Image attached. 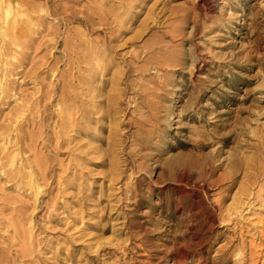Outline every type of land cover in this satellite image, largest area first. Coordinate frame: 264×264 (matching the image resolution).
I'll list each match as a JSON object with an SVG mask.
<instances>
[{
	"label": "rangeland",
	"instance_id": "1",
	"mask_svg": "<svg viewBox=\"0 0 264 264\" xmlns=\"http://www.w3.org/2000/svg\"><path fill=\"white\" fill-rule=\"evenodd\" d=\"M120 13L128 21L120 38L128 42L120 49L123 54L110 56L109 71L101 69L109 59L94 66L81 62L75 70L84 74L99 69L92 85L95 103L88 97L86 106L94 105L93 115L100 122L93 121L86 129L89 137L69 132L71 144L62 150L66 153L60 157L62 166L53 162L50 169L55 182L43 187L37 199L30 190L23 196L26 205L33 200L41 203L23 222L39 245L33 262L15 264H116L122 257L115 245L126 239L121 222L130 213L144 222L148 233L139 243L153 244L165 256L162 264H174L175 250L181 246L188 250L186 264H237V251L243 244L247 250L250 240L264 252V0H142ZM114 30L86 31L84 38L104 43ZM139 31L140 38L132 41ZM135 52L141 55L136 64L131 57ZM155 57L162 63L153 68L135 72L127 67L129 62L140 68ZM166 58L169 66H163ZM205 59L209 65L199 70L198 61ZM61 68L66 69L64 64ZM119 70L122 84L128 81L134 89L129 98H122L128 109L119 126L122 144L110 147L115 122L104 109L105 94L113 86L104 88L102 80H110ZM56 79L59 76L50 77ZM81 87L79 91L88 95V89ZM37 88L29 84L23 89L34 93ZM10 110L7 105L2 113ZM127 118L144 123H128ZM88 145L95 150L73 161ZM37 154L54 158L46 148ZM29 156L20 153L21 159ZM3 163L4 171L12 170L8 161ZM114 165L124 173L112 183L108 176L112 177ZM8 186L0 175V198L19 197ZM2 205L0 201V217L16 223L17 217L3 212ZM222 216L227 220L221 222ZM72 217L78 223L69 228ZM43 219L49 228L40 231ZM6 225H1L5 232ZM105 225L110 226L108 233L98 231ZM4 231L1 234L7 235ZM75 234L87 236L68 239ZM10 251L8 257L14 260L16 251ZM126 261L134 263L130 257Z\"/></svg>",
	"mask_w": 264,
	"mask_h": 264
},
{
	"label": "bare ground",
	"instance_id": "2",
	"mask_svg": "<svg viewBox=\"0 0 264 264\" xmlns=\"http://www.w3.org/2000/svg\"><path fill=\"white\" fill-rule=\"evenodd\" d=\"M141 1L0 0V175L6 177L8 188L13 187L19 192V197L0 198V201L3 202L2 211H9L18 219L14 223L12 220L5 222L4 217H0V264H15L18 261L33 262L32 258L37 252L35 245H39V243L33 240L32 230H28L23 222L30 210L33 214L38 211L41 203L39 200H33L32 204L26 205L22 198L23 196L27 197L26 192L30 190L33 192L32 197L37 199L38 195L43 193V187L55 182L50 169L53 162L62 166L60 157L66 154L62 150L71 144L66 137L69 132L77 130L80 136L89 137L86 129H91L90 124L93 121L100 122V119L93 115L97 114L93 111L94 105L86 106L89 103L86 100L88 97H91V101L95 103L96 99L93 97L95 89L92 85L99 69L90 68L84 74H79L75 70L81 62L94 66L100 60L109 59L110 63L101 67L102 70L109 71L108 69L113 65L110 56L113 53L118 55L120 49L128 43H122L120 40L126 34L125 26L128 22L127 16L120 13V10L123 8L129 10L134 7L135 2ZM206 7L207 9L211 8L209 5ZM75 25L80 26L81 29H74L76 32H73L72 28ZM163 25L164 23L160 21L159 26ZM111 28H117V30L110 32L104 43L99 38L95 41L84 38L86 31L98 33ZM74 33L77 37L73 35ZM140 36L141 31L137 32L131 40L134 41ZM164 36H168L166 32H164ZM256 36L257 33H254V42L258 46L259 39ZM74 38H77L76 41ZM80 47L90 53L84 54L79 49ZM146 49L152 50V45H147ZM122 54L123 52L120 53V55ZM103 55L105 56L103 57ZM131 57L136 64L137 61H140L141 55L135 52L133 55L131 54ZM167 59L164 60L163 66L170 65ZM160 63L162 61L155 57L146 60L140 67L141 69L129 62L127 67H130L131 71L139 72L143 69L153 68ZM198 63V66L202 63L199 70L209 65V61L206 59L198 61ZM63 64L66 69L62 70ZM122 74L123 71L119 70L113 74L110 80H102L104 88L110 84L113 86V89L105 94V101L108 100V104L104 109L106 117L112 118L115 122L110 127L111 134L108 142L110 147L122 144L123 135L119 126L121 117L128 110L123 108L122 98H129V91L134 89L133 84L128 81L122 84ZM56 75L59 76V79H56L55 82L50 80V77ZM29 84H33V88L38 87L34 93H28L27 89H23L25 85ZM121 85H124V88H121ZM81 86L88 89V95L79 91V89H83ZM90 94L92 95L90 96ZM127 103L131 104L130 100ZM7 105L11 110L4 115L2 112ZM127 122L138 125L144 123L143 120L131 118H127ZM27 141L29 144L26 143ZM89 145L86 151H82L79 155L75 154L73 161L77 162L81 158L80 155L87 154L88 150H95ZM39 148L41 150L50 149L54 158L38 155ZM21 152L29 153L31 156L21 159ZM4 161L10 163L11 171H4ZM74 165L77 168L79 166V164ZM97 165L103 166L101 163ZM28 169L30 171L27 172ZM123 173L124 171L120 172L114 165L113 175L108 178L112 183H115L121 179ZM77 176H79L77 179H81L82 173ZM135 187L138 188L137 184ZM110 189L113 190L112 187ZM256 195L258 198L261 197L260 192H257ZM32 197L30 196V198ZM138 202V200L135 201V207H138ZM46 204L49 206V203ZM133 210L135 208L130 209V212ZM1 214L0 212V216ZM48 218L50 219L49 216ZM138 218L134 213H130L129 216L125 215L121 222L120 230H123V234L126 233V239L123 243L115 245L122 257L120 261H116V264H128L126 261L128 257L133 260V264H162L165 256L159 255L160 252L154 248L153 244L139 243L143 242L148 233L144 228V222ZM220 219L221 222L227 220L223 216ZM5 223L8 228L6 232L1 227ZM77 223V218L72 217V221L67 226L71 228L73 224L74 228ZM47 224L46 219H43L39 230L43 231L49 228ZM82 227L93 228L90 224H84ZM9 229H12L13 233ZM3 231L7 235H2ZM98 231L108 233L110 226H99ZM86 236V234H75L70 235L68 239L78 241ZM12 248L16 251L14 260L8 257ZM259 248L260 245H256L253 240L249 241L247 250L243 244L236 254L239 256L237 264H264V252ZM85 249L91 251L92 246H85ZM175 254L177 259L174 264H186L189 256L188 250L184 246L177 248ZM135 257L137 258L135 259Z\"/></svg>",
	"mask_w": 264,
	"mask_h": 264
}]
</instances>
